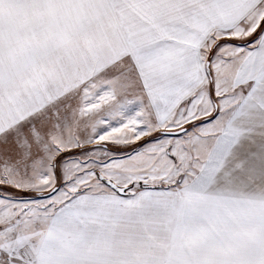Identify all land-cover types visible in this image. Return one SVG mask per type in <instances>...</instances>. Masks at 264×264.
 Listing matches in <instances>:
<instances>
[{
    "label": "snow or ice",
    "instance_id": "obj_1",
    "mask_svg": "<svg viewBox=\"0 0 264 264\" xmlns=\"http://www.w3.org/2000/svg\"><path fill=\"white\" fill-rule=\"evenodd\" d=\"M0 264H264V0H0Z\"/></svg>",
    "mask_w": 264,
    "mask_h": 264
}]
</instances>
